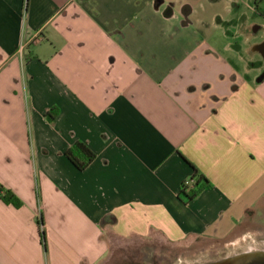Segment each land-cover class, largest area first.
Instances as JSON below:
<instances>
[{
  "label": "crops",
  "instance_id": "crops-1",
  "mask_svg": "<svg viewBox=\"0 0 264 264\" xmlns=\"http://www.w3.org/2000/svg\"><path fill=\"white\" fill-rule=\"evenodd\" d=\"M151 1L0 0V187L22 203L0 199V264L226 244L264 214V40L251 59L225 35L239 0ZM77 142L96 156L84 171L65 156ZM194 168L209 187L186 202Z\"/></svg>",
  "mask_w": 264,
  "mask_h": 264
},
{
  "label": "rangeland",
  "instance_id": "rangeland-1",
  "mask_svg": "<svg viewBox=\"0 0 264 264\" xmlns=\"http://www.w3.org/2000/svg\"><path fill=\"white\" fill-rule=\"evenodd\" d=\"M198 5V13L204 6L201 0H191ZM238 10L230 13L227 24L223 28L231 44L242 47V55H249L250 43L264 40V0H239ZM160 5L159 0L151 1V10ZM257 28H260L257 31ZM227 33V34H226ZM255 34V35H254ZM225 39L217 38L211 42L223 43ZM228 40V39H227ZM240 237L223 244L219 241L196 240L181 244H171L157 239L133 240L131 242H112L113 257L109 264H131L140 260L141 264H221L233 263L236 256H258L264 258V214L258 213L252 223H248ZM133 251L134 260L120 257L122 252ZM252 257V258H251ZM240 261L243 260L242 257ZM126 260V261H125Z\"/></svg>",
  "mask_w": 264,
  "mask_h": 264
},
{
  "label": "trees",
  "instance_id": "trees-1",
  "mask_svg": "<svg viewBox=\"0 0 264 264\" xmlns=\"http://www.w3.org/2000/svg\"><path fill=\"white\" fill-rule=\"evenodd\" d=\"M55 113H56L55 109L50 110L47 113L48 120L53 121V117ZM65 156L78 171L86 170L94 162L96 158L95 154L85 144L81 142H77L71 148H69L65 153ZM191 181L193 183L192 186H188L185 185V183H183L180 190V196L186 202L194 200L205 189L209 187V182L195 168H194V177ZM37 197L39 200L38 191H37ZM0 199L5 204L11 205L17 209L20 208L22 205L21 201L15 195H13L10 191L3 189V187H0ZM39 228L41 233V240L43 246L45 247L46 240H45L44 224L41 216L39 219Z\"/></svg>",
  "mask_w": 264,
  "mask_h": 264
},
{
  "label": "flooded vegetation",
  "instance_id": "flooded-vegetation-1",
  "mask_svg": "<svg viewBox=\"0 0 264 264\" xmlns=\"http://www.w3.org/2000/svg\"><path fill=\"white\" fill-rule=\"evenodd\" d=\"M236 257H237V260L238 261H235V262L230 263V264H264V258L259 259L260 258L259 255L258 256H256V255L253 256V259H248L250 257H248V256H242V255H239V256H236ZM239 257H242L243 260L240 261L241 258H239ZM136 264H139V263L137 262ZM221 264H227V263L225 262V263H221Z\"/></svg>",
  "mask_w": 264,
  "mask_h": 264
},
{
  "label": "built area",
  "instance_id": "built-area-1",
  "mask_svg": "<svg viewBox=\"0 0 264 264\" xmlns=\"http://www.w3.org/2000/svg\"><path fill=\"white\" fill-rule=\"evenodd\" d=\"M40 42H41V38H40V36H35L34 38L31 39L30 44H38V43H40ZM27 44H28V43H23V44L20 46V48H19V52H18V55H19L20 57L23 56V52H24V49H25V47L27 46ZM192 184H193L192 181H188V182L185 183V185H188V186H192Z\"/></svg>",
  "mask_w": 264,
  "mask_h": 264
},
{
  "label": "water",
  "instance_id": "water-1",
  "mask_svg": "<svg viewBox=\"0 0 264 264\" xmlns=\"http://www.w3.org/2000/svg\"><path fill=\"white\" fill-rule=\"evenodd\" d=\"M227 264H230V263L227 262Z\"/></svg>",
  "mask_w": 264,
  "mask_h": 264
}]
</instances>
